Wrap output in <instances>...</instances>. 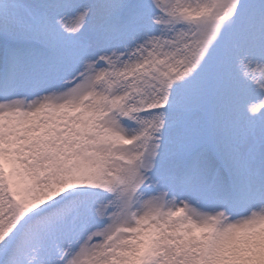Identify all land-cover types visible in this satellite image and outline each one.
Here are the masks:
<instances>
[{
    "label": "snow or ice",
    "instance_id": "6c2138e0",
    "mask_svg": "<svg viewBox=\"0 0 264 264\" xmlns=\"http://www.w3.org/2000/svg\"><path fill=\"white\" fill-rule=\"evenodd\" d=\"M0 264H264V0H0Z\"/></svg>",
    "mask_w": 264,
    "mask_h": 264
}]
</instances>
